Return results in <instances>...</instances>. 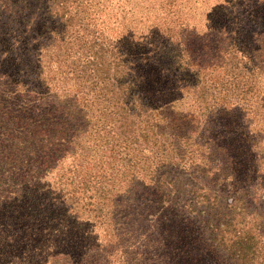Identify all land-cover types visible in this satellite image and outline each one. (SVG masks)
<instances>
[{"label":"trees","instance_id":"obj_1","mask_svg":"<svg viewBox=\"0 0 264 264\" xmlns=\"http://www.w3.org/2000/svg\"><path fill=\"white\" fill-rule=\"evenodd\" d=\"M0 264H264V0H0Z\"/></svg>","mask_w":264,"mask_h":264}]
</instances>
